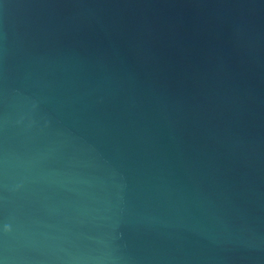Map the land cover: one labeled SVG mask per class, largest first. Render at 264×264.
Here are the masks:
<instances>
[{
    "label": "water",
    "instance_id": "water-1",
    "mask_svg": "<svg viewBox=\"0 0 264 264\" xmlns=\"http://www.w3.org/2000/svg\"><path fill=\"white\" fill-rule=\"evenodd\" d=\"M0 264H264V0H0Z\"/></svg>",
    "mask_w": 264,
    "mask_h": 264
}]
</instances>
